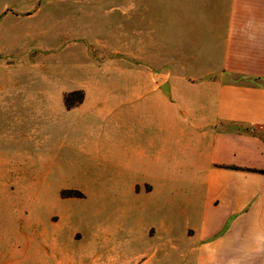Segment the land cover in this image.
I'll use <instances>...</instances> for the list:
<instances>
[{"label":"rangeland","instance_id":"rangeland-1","mask_svg":"<svg viewBox=\"0 0 264 264\" xmlns=\"http://www.w3.org/2000/svg\"><path fill=\"white\" fill-rule=\"evenodd\" d=\"M228 7L0 0V264L179 263L184 243L142 242L141 229L196 219L201 188L176 111L212 121L215 83L202 81L217 77ZM73 89L84 100L68 110Z\"/></svg>","mask_w":264,"mask_h":264},{"label":"crops","instance_id":"crops-1","mask_svg":"<svg viewBox=\"0 0 264 264\" xmlns=\"http://www.w3.org/2000/svg\"><path fill=\"white\" fill-rule=\"evenodd\" d=\"M228 8L217 77L202 81L215 83L212 121L192 122L190 110L176 111L187 122V159L201 188L196 219L181 231L170 218L141 229L142 242L184 243L177 264H264V0H229Z\"/></svg>","mask_w":264,"mask_h":264},{"label":"trees","instance_id":"trees-1","mask_svg":"<svg viewBox=\"0 0 264 264\" xmlns=\"http://www.w3.org/2000/svg\"><path fill=\"white\" fill-rule=\"evenodd\" d=\"M78 96V98L76 99L75 102H72L71 99L73 96ZM84 100V93L82 91L76 90V91H72L68 94H66L65 96V102H66V106L67 108H72L74 106H77L78 104L82 103V101ZM262 172H264V170H261Z\"/></svg>","mask_w":264,"mask_h":264},{"label":"water","instance_id":"water-1","mask_svg":"<svg viewBox=\"0 0 264 264\" xmlns=\"http://www.w3.org/2000/svg\"><path fill=\"white\" fill-rule=\"evenodd\" d=\"M160 89L165 94V96H167L168 98H171V86H170V83L168 81L163 82L160 85Z\"/></svg>","mask_w":264,"mask_h":264}]
</instances>
